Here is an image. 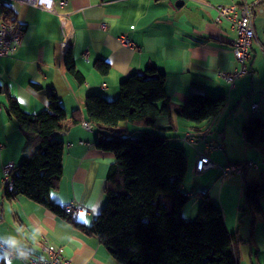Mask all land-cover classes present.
Listing matches in <instances>:
<instances>
[{"label":"crops","instance_id":"0c3cea01","mask_svg":"<svg viewBox=\"0 0 264 264\" xmlns=\"http://www.w3.org/2000/svg\"><path fill=\"white\" fill-rule=\"evenodd\" d=\"M61 1L67 2L60 6ZM50 2L52 10L21 2L6 5L15 22L24 26V34L14 56L0 57L2 93L6 91L14 97L22 111L37 114L48 108V94L54 92L68 118L73 111H79L82 123L86 121L87 95H100L112 101L122 79L154 67L164 75L165 92L172 109L182 106L192 94L226 97L225 108L200 125L198 131L174 112L157 116L153 127L120 123L118 130L155 132L182 148L187 157V171L181 192L193 196L195 191L207 189L211 199L221 207L227 230L237 232L242 241L235 247L238 264H264L263 216H256L251 230L250 217L239 220L238 212L243 185L264 182V155L251 148L242 136V127L250 117L257 116L264 122L261 51L264 3L258 0ZM245 4L253 5L255 37L245 64L247 72L230 85L218 73H232L241 68L232 52L236 31L228 21H216L217 10L220 7L224 15L240 17ZM121 35L134 46L122 47L117 41ZM68 50L75 68L83 76L80 85L65 70L63 57ZM97 60L108 64L106 74L94 69ZM3 94H0V246H10L18 256L43 260L46 255L41 235H44L62 250L68 264H120L95 235L80 229L92 224L105 203L104 181L114 160L112 153L95 147L96 131H87L80 123L61 134L65 145L62 178L49 199L58 206L70 201L83 205L87 210L75 221L65 220L24 197L11 200L2 197V167L8 162L14 164L23 146L22 135L6 115ZM190 132L196 140L194 146L182 140ZM206 141L221 143L223 150H207ZM199 152L219 166L251 161L256 167L247 169L243 177H222L218 169L197 172L195 162ZM187 206L190 205L184 207L183 217L188 216ZM1 258L6 264H22L19 257L8 258L0 249Z\"/></svg>","mask_w":264,"mask_h":264},{"label":"trees","instance_id":"16d2710c","mask_svg":"<svg viewBox=\"0 0 264 264\" xmlns=\"http://www.w3.org/2000/svg\"><path fill=\"white\" fill-rule=\"evenodd\" d=\"M2 13L15 22L8 6ZM63 63L77 84L83 83L70 50L64 54ZM94 69L106 74L109 66L97 60ZM3 96L6 115L22 135L23 146L10 173L12 187L3 191L2 197H24L71 221L50 201L49 194L62 178L65 145L61 134L80 124L83 116L73 111L68 118L54 92L48 94V108L37 114L22 111L6 91ZM225 106L224 96L192 94L182 106L172 109L164 75L154 67L122 79L112 101L87 95L84 119L96 131L95 147L112 153L114 160L104 181L105 203L92 224L80 229L95 235L120 264H238L235 247L242 241L237 232L227 230L221 207L208 190L199 189L193 196L181 192L187 171L185 151L155 132L118 130L120 123L153 127L157 116L174 112L198 131ZM242 136L264 155V122L259 117L252 116L244 123ZM189 202L199 203L193 220L182 216ZM263 205L264 182L244 184L239 220L250 217L253 230L256 216L264 219ZM0 264H6L4 258Z\"/></svg>","mask_w":264,"mask_h":264},{"label":"built area","instance_id":"2783aa9c","mask_svg":"<svg viewBox=\"0 0 264 264\" xmlns=\"http://www.w3.org/2000/svg\"><path fill=\"white\" fill-rule=\"evenodd\" d=\"M9 2H21L23 4L40 8L52 10V3L50 0H0V10ZM67 1L59 2L60 6H64ZM258 2L264 3V0H258ZM253 5H244L242 9V14L240 17L224 15L223 9L218 7L216 21L220 22L222 19L228 21L231 26L236 31V38L232 42V52L236 60L240 63L241 68L232 73H218V75L223 78L227 83L233 85L234 79L243 75L247 72L245 64L249 59L250 46L252 44L253 38L255 37L254 26H253ZM24 34V26L16 22L10 21L5 18L4 14L0 13V57L4 56H14L22 45ZM118 43L124 48H132L134 45L130 39L121 35L117 38ZM262 55L264 57V47L261 48ZM87 51L84 52V56L87 55ZM256 108V105H253ZM81 126L87 131H93V125L87 121H83ZM183 142L194 146L196 140L193 133H187L182 138ZM204 146L210 151H222L223 146L221 143H216L213 141H206ZM255 163L251 161L236 162L226 165H216L210 160V158L199 152L198 157L195 162V170L197 172H202L208 169H218L222 177L228 175H237L242 177L247 169L255 168ZM13 168V163L8 162L2 167V178H1V188L3 191L10 190L12 187V176L11 170ZM59 209L65 213L72 221H75L80 213L86 212V208L76 201H70L63 203L59 206ZM42 245L45 249V259L39 260L26 256H18L17 253L8 245L0 246L1 251L8 255V258L19 257L22 264H68V261L62 256V250L54 246L50 241L41 235Z\"/></svg>","mask_w":264,"mask_h":264},{"label":"rangeland","instance_id":"374dc122","mask_svg":"<svg viewBox=\"0 0 264 264\" xmlns=\"http://www.w3.org/2000/svg\"><path fill=\"white\" fill-rule=\"evenodd\" d=\"M15 5L13 4L12 5V7H14ZM2 11L0 10V13H1ZM124 124H126V125H130V124H127V123H124ZM20 135V134H19ZM21 137V136H20ZM21 140L23 141V137L21 138ZM20 154V153H19ZM20 156H21V154H20ZM20 156L19 157H16V159L15 160H19V158H20ZM16 161V162H17ZM1 175H2V171H1ZM188 205H190V206H187V208L185 209V212L186 213H188V216L185 214L184 216H187V217H184V218H186L187 220H193L194 219V217L196 216V212H197V210H198V206H199V203L198 202H189L188 203ZM192 209V210H188L187 211V209ZM190 211V212H189ZM242 219H244V218H242Z\"/></svg>","mask_w":264,"mask_h":264},{"label":"water","instance_id":"95a60500","mask_svg":"<svg viewBox=\"0 0 264 264\" xmlns=\"http://www.w3.org/2000/svg\"><path fill=\"white\" fill-rule=\"evenodd\" d=\"M176 4H178V2Z\"/></svg>","mask_w":264,"mask_h":264}]
</instances>
